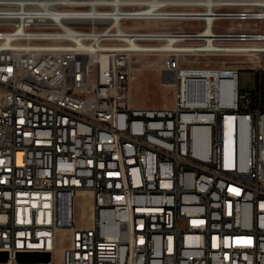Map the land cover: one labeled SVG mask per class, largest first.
Segmentation results:
<instances>
[{"label":"built area","instance_id":"built-area-1","mask_svg":"<svg viewBox=\"0 0 264 264\" xmlns=\"http://www.w3.org/2000/svg\"><path fill=\"white\" fill-rule=\"evenodd\" d=\"M261 6L0 0V264H264ZM65 8L78 38L61 32ZM26 40H45L40 56ZM201 55L254 57L259 82L242 88L240 65L223 61L208 90L187 59ZM146 57L176 87L170 108L133 106ZM85 70L97 88L82 87ZM40 249L48 262L17 260Z\"/></svg>","mask_w":264,"mask_h":264},{"label":"rangeland","instance_id":"rangeland-1","mask_svg":"<svg viewBox=\"0 0 264 264\" xmlns=\"http://www.w3.org/2000/svg\"><path fill=\"white\" fill-rule=\"evenodd\" d=\"M148 58L151 62L145 63V58L141 60L140 69L136 70V75L132 81V103L136 107L170 108L175 102L176 87L171 82L162 80V71L156 69L157 60ZM191 65L195 68H223L226 65H240L241 78L248 79L252 83V66L255 58L245 57H223V56H188ZM239 61L240 64L235 62ZM91 198L87 194L78 199L77 216L86 217L91 215Z\"/></svg>","mask_w":264,"mask_h":264},{"label":"bare ground","instance_id":"bare-ground-1","mask_svg":"<svg viewBox=\"0 0 264 264\" xmlns=\"http://www.w3.org/2000/svg\"><path fill=\"white\" fill-rule=\"evenodd\" d=\"M60 1V0H50ZM262 17H264V6H261ZM50 19H59V9L50 8ZM132 19H139V12H132ZM75 21V11L73 8H65V22H61V32H65V37L78 38L80 37V30H78L77 24H70ZM181 41L180 39H174L172 42ZM261 43H264V35H261ZM26 47L30 48L31 56H40V49L45 47V40H26ZM176 47H180L176 45ZM191 77L193 80L204 84L208 90H212L216 83L221 78L226 77L225 73L219 68H199L195 70ZM98 82L100 84L108 83V76L105 73H98ZM82 87L85 88H97L96 72L93 70H85V79L82 80ZM234 122L233 117L227 118L226 139L227 144L232 139L231 131L229 130V124ZM91 204V203H90ZM40 252H47V249H40ZM29 253V252H27ZM40 263V262H33Z\"/></svg>","mask_w":264,"mask_h":264},{"label":"water","instance_id":"water-1","mask_svg":"<svg viewBox=\"0 0 264 264\" xmlns=\"http://www.w3.org/2000/svg\"><path fill=\"white\" fill-rule=\"evenodd\" d=\"M51 258L49 252H29V253H18L17 260L19 262H48ZM8 259L6 252H0V262H5Z\"/></svg>","mask_w":264,"mask_h":264},{"label":"crops","instance_id":"crops-1","mask_svg":"<svg viewBox=\"0 0 264 264\" xmlns=\"http://www.w3.org/2000/svg\"><path fill=\"white\" fill-rule=\"evenodd\" d=\"M250 72H252V71H250ZM255 84H256V79H255L254 72H252V83L251 84H249L248 79L247 80L246 79L242 80L241 74H240V85H241L242 88H252V87L255 86Z\"/></svg>","mask_w":264,"mask_h":264},{"label":"trees","instance_id":"trees-1","mask_svg":"<svg viewBox=\"0 0 264 264\" xmlns=\"http://www.w3.org/2000/svg\"><path fill=\"white\" fill-rule=\"evenodd\" d=\"M255 79H256V83H258V82H259V77H258V75H255Z\"/></svg>","mask_w":264,"mask_h":264}]
</instances>
